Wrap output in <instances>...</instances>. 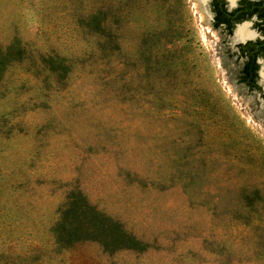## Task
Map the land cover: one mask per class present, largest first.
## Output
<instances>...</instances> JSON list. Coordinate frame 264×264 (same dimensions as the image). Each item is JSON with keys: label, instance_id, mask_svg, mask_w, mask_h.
Wrapping results in <instances>:
<instances>
[{"label": "rangeland", "instance_id": "rangeland-1", "mask_svg": "<svg viewBox=\"0 0 264 264\" xmlns=\"http://www.w3.org/2000/svg\"><path fill=\"white\" fill-rule=\"evenodd\" d=\"M98 1L0 0V44L28 51L0 83V249L33 264H264V85L240 83L238 43L197 0H138L146 13L104 58L77 24ZM51 54L72 62L62 84ZM78 192L142 247L106 252L84 230L94 216L73 211L80 239L54 250Z\"/></svg>", "mask_w": 264, "mask_h": 264}, {"label": "trees", "instance_id": "trees-1", "mask_svg": "<svg viewBox=\"0 0 264 264\" xmlns=\"http://www.w3.org/2000/svg\"><path fill=\"white\" fill-rule=\"evenodd\" d=\"M138 13H146L138 0H99L97 2V10L79 17L77 24L88 34L97 38L98 50L101 56L111 58L121 51L119 31L124 24L129 21L131 23L130 17ZM27 57L28 51L19 38H15L7 46L0 44V83L11 66L15 63L23 62ZM40 62L50 73L56 76L58 84L64 83L72 72V62L61 55H42ZM245 71L242 73H245ZM84 197L82 192H78L71 200L73 204L70 206L68 202L65 209L60 210L59 219L52 229L55 239L54 250L60 252L69 250L73 247L72 243L80 239L78 238V229L74 222L70 224V231H67L65 226L66 218L73 211L72 214L74 216L83 219L86 218V211L91 213L90 216L92 218L94 216L95 219L84 224L85 229L84 227L83 229L92 235H96L97 242L102 244L106 252L114 253L120 250H132L142 247L140 240L126 231L121 222L112 219L110 215L98 208L96 211L88 207L84 203ZM135 245L137 246L135 247ZM8 251L0 249V264H33L40 258V253L33 254L31 252L21 255Z\"/></svg>", "mask_w": 264, "mask_h": 264}, {"label": "flooded vegetation", "instance_id": "flooded-vegetation-1", "mask_svg": "<svg viewBox=\"0 0 264 264\" xmlns=\"http://www.w3.org/2000/svg\"><path fill=\"white\" fill-rule=\"evenodd\" d=\"M197 1L206 9L212 26L238 43L240 83L251 92H259L261 82L264 85V0ZM244 27L250 32V37L247 36L245 41H237L238 31Z\"/></svg>", "mask_w": 264, "mask_h": 264}, {"label": "bare ground", "instance_id": "bare-ground-1", "mask_svg": "<svg viewBox=\"0 0 264 264\" xmlns=\"http://www.w3.org/2000/svg\"><path fill=\"white\" fill-rule=\"evenodd\" d=\"M249 31H247L246 27L244 28H240L239 31H238V39L236 38L237 41H245L247 39V36H249L250 32L248 33ZM250 37V36H249ZM240 39H244V40H240Z\"/></svg>", "mask_w": 264, "mask_h": 264}, {"label": "water", "instance_id": "water-1", "mask_svg": "<svg viewBox=\"0 0 264 264\" xmlns=\"http://www.w3.org/2000/svg\"><path fill=\"white\" fill-rule=\"evenodd\" d=\"M263 69H264V68H263ZM263 69H262V70H263Z\"/></svg>", "mask_w": 264, "mask_h": 264}]
</instances>
